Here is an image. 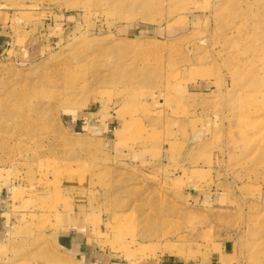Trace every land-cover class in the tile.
<instances>
[{
    "label": "rangeland",
    "instance_id": "374dc122",
    "mask_svg": "<svg viewBox=\"0 0 264 264\" xmlns=\"http://www.w3.org/2000/svg\"><path fill=\"white\" fill-rule=\"evenodd\" d=\"M0 264H264V0H0Z\"/></svg>",
    "mask_w": 264,
    "mask_h": 264
},
{
    "label": "crops",
    "instance_id": "0c3cea01",
    "mask_svg": "<svg viewBox=\"0 0 264 264\" xmlns=\"http://www.w3.org/2000/svg\"><path fill=\"white\" fill-rule=\"evenodd\" d=\"M5 227L6 224L3 221H0V230H4L3 228ZM63 244L72 251L73 255L81 261V264H90L89 258L91 257V253H89L84 244L82 245V242L78 237H70L69 235H66Z\"/></svg>",
    "mask_w": 264,
    "mask_h": 264
}]
</instances>
